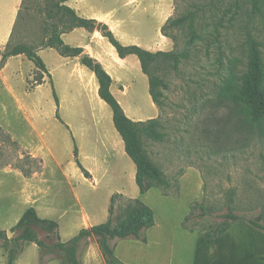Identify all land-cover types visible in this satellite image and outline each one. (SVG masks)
I'll use <instances>...</instances> for the list:
<instances>
[{"label":"crops","instance_id":"1","mask_svg":"<svg viewBox=\"0 0 264 264\" xmlns=\"http://www.w3.org/2000/svg\"><path fill=\"white\" fill-rule=\"evenodd\" d=\"M26 0H0V62L12 40ZM175 0H68L77 16L105 24L123 45L170 51L172 39L163 26L173 15ZM63 27V26H62ZM61 38L79 55L56 47H40L46 64L44 81L30 88L36 64L25 54L8 58L0 68V127L22 150L42 160L31 175L12 164L0 165V229L9 232L30 207L59 225L62 242L82 229L110 218L116 194L138 198L154 211L147 239L117 242L107 261L95 238L82 254L83 264H264V233L243 222L208 236L184 227L194 203L205 196L202 172L189 167L179 178L177 196L153 187L142 193L138 168L128 154L112 107L100 95V82L85 56L98 61L112 77L111 91L133 121L158 118L160 108L149 75L138 54L121 56L103 30L75 25ZM42 248L30 242L11 264L40 262ZM0 264H10L0 247Z\"/></svg>","mask_w":264,"mask_h":264},{"label":"rangeland","instance_id":"2","mask_svg":"<svg viewBox=\"0 0 264 264\" xmlns=\"http://www.w3.org/2000/svg\"><path fill=\"white\" fill-rule=\"evenodd\" d=\"M171 17L181 18L166 30L173 53L150 65L160 115L155 123L146 120L139 125L146 179L163 194L177 196L180 176L196 167L204 178L205 196L190 212L189 228L210 230L231 223L227 213L232 209L245 218L261 217L264 232V122L248 123L241 109L222 94L246 71L250 36L262 42L264 60V0H175ZM70 23L73 16L62 0H26L12 46L46 47L53 32ZM4 164L28 171L39 168L38 158L0 127V165ZM126 203L117 200L115 221L125 217ZM138 227L147 234L142 222ZM33 230L46 243L38 256L41 263L72 264L65 251L52 248L58 242L54 234L42 226ZM20 233L12 229L8 237ZM29 244L0 239L8 255L13 251L18 256Z\"/></svg>","mask_w":264,"mask_h":264},{"label":"trees","instance_id":"3","mask_svg":"<svg viewBox=\"0 0 264 264\" xmlns=\"http://www.w3.org/2000/svg\"><path fill=\"white\" fill-rule=\"evenodd\" d=\"M65 3L68 0H62ZM66 5V4H65ZM70 13L73 16L74 23L63 26L60 31H54L52 38L46 47H56L59 48L65 54L79 55L82 53L80 48H72L64 43L61 38V34L64 29L72 28L75 25H83L90 28H95L99 26L104 34L109 37L111 42L116 46L118 52L121 56H126L128 54H138L144 71L152 76L150 72V65L152 62L159 64V60L162 57H168L172 55L173 52L169 51H149L143 49L140 46L123 45L119 40L116 39L115 35L105 24H98L94 20H88L81 18L76 15L75 11L66 5ZM181 21L179 17H170L166 24L163 26V33L169 36L166 32L167 28L171 25H175ZM247 65L245 73L240 77L239 80H231L228 87L224 89L223 95H225L231 102H233L240 112L244 115L245 120L248 123H263L264 122V60L261 54L262 42L254 36H250L247 40ZM25 54L36 64V71L34 72V79L29 81L30 88H33L36 84L42 83L44 81L45 72H47V67L43 59L37 52V49L27 45V44H17L12 46V40L7 44L4 51L2 52V60L0 62V68L6 63L9 57ZM160 58V59H159ZM83 62L94 70L100 82V95L101 97L112 107L114 111V118L116 126L123 136L126 149L128 154L137 164L138 173L137 181L140 186L141 192L144 193L149 189L153 188L154 185L149 183L146 179L145 172L143 171L144 154L139 140V125L144 124L142 121H133L129 118L120 102L113 95L111 91L112 77L103 68V66L90 56H85ZM150 89L155 102L158 104L155 93V81H153V76L150 79ZM159 106V105H158ZM156 119V118H155ZM155 119H150L152 123H155ZM147 120V121H150ZM10 137V135H9ZM11 138V137H10ZM12 139V138H11ZM14 141V140H13ZM17 145L18 143L14 141ZM39 160V168L33 170H25L22 167L16 166L24 171L26 175H31L35 170L40 171L42 169V160ZM127 200V207H125V217L117 218L116 221L113 219V214L116 212L117 200L119 199ZM204 200V199H203ZM202 201L196 202L192 205V209L203 203ZM191 213H189L184 220V227L188 230H198L208 236H217L226 232L234 223L243 222L254 228L259 229L263 232V226L261 225V217L257 219L245 218L241 215L235 213L232 209L227 213V217L231 218L232 222L223 226H218L210 230L205 228H189L187 221ZM143 223L146 229L151 228L155 223L154 211L147 204L142 202L138 198H128L123 194H116L112 199V205L110 207V218L105 223L100 225L82 229L78 235L68 242H62L59 234V225L54 220L41 218L34 207H30L21 217L19 222L13 228V230H21L22 233L14 239H9L8 232L0 229V239H5L6 241L14 240L16 241H28L36 242L42 249L46 246V243L34 233V226H42L45 228L47 234H54L58 239V242L52 248H59L65 251L67 259L72 264H83L81 258L79 257V248L84 241L87 244L90 238H96L102 253L107 261L115 257V247L119 240L125 238H138L141 240L147 239V234H141L139 231L138 224ZM264 233V232H263ZM5 247V246H4ZM17 257L15 252L9 253L10 264Z\"/></svg>","mask_w":264,"mask_h":264}]
</instances>
